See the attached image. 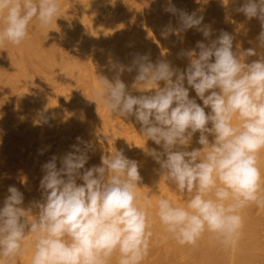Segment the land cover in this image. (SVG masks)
I'll list each match as a JSON object with an SVG mask.
<instances>
[{
	"label": "clouds",
	"instance_id": "9594fccd",
	"mask_svg": "<svg viewBox=\"0 0 264 264\" xmlns=\"http://www.w3.org/2000/svg\"><path fill=\"white\" fill-rule=\"evenodd\" d=\"M59 10V0H0V45L21 44L34 20L46 27ZM234 10L259 21L255 47L234 48L235 36L225 30L212 39L203 15L166 0L163 11L177 17V26L166 25L163 38L195 29L207 43L197 41L195 49L178 53L188 60L183 69L136 53L128 66L112 62L113 79L100 76L99 101L114 116L134 118L146 142L159 146L146 153L186 203L159 198L149 212L150 194L138 192V161L115 148L101 155L100 165L85 167L96 149L78 136L71 151L41 166L40 200L26 208L24 194L8 187L0 206V264L21 255L29 236L31 264H111L114 259L115 264H143L154 235L153 214L165 239L181 246H196L206 232L225 247L238 242L243 210L264 209V0H243ZM253 56L259 58L248 62ZM125 71L136 73L131 88L121 79ZM39 120L50 122L45 113ZM196 133L202 147L188 150Z\"/></svg>",
	"mask_w": 264,
	"mask_h": 264
},
{
	"label": "bare ground",
	"instance_id": "6f19581e",
	"mask_svg": "<svg viewBox=\"0 0 264 264\" xmlns=\"http://www.w3.org/2000/svg\"><path fill=\"white\" fill-rule=\"evenodd\" d=\"M75 1L59 0L60 10L57 20L54 19L46 27L41 26L39 21L34 20L29 25L28 35L21 44L13 45L5 42L0 45V86H7V88L16 86L15 89L19 93L20 98L30 104V107L28 105V111L32 115L30 124L25 128H11L13 120L0 115V130L7 129L8 131L5 146H2V140L0 139V153L6 154L5 157H7V154L10 156L15 155V157L22 156L24 164L32 169L40 179L42 178L41 168L36 166V151L40 149L47 150L49 146L41 140L39 133L37 135V129L39 128H36V123L40 115L36 113L34 107L41 104L44 108V113L50 119L59 114V110L56 97L54 98L44 93V86L28 75L26 69L28 65L25 66L24 62L29 60L27 62L32 65L33 69H36L35 71L43 72L49 66L43 51L55 53L60 58L62 66L68 74L74 80L84 84L85 80L83 81V78L85 75L83 76V72L85 70L81 69L76 59L78 58L77 56H81L86 59L93 70L92 78L90 76L91 80L89 81L92 85L95 105L96 107H102L103 110L95 118L88 119L82 104H70L66 110L68 115L66 119L68 120L64 121L66 123H64L62 128L63 137H61L59 144L50 150L51 155L59 157L68 152L70 128L83 126L85 130L80 133L79 137L91 141L95 145V152L99 151L101 154H106L113 152L115 148L123 149L128 158L138 161L142 177L138 192L140 194H150L153 208L148 209L149 212L154 213L155 202L159 198H168L175 203L185 204V195L170 186L165 178L163 176L160 177L155 171L159 165L151 156L147 155L146 151L151 148L159 150V146L150 141L146 142L142 134L129 136L126 133L128 137L126 140H122L111 149L106 150L105 147L109 140L118 141V138L126 137L124 128L122 129L120 126L124 122L119 116H114L109 112L96 95L97 92L102 90L100 76L107 77L109 80L115 76V71L112 70V62H119L128 66L136 53H150L153 62L159 58L166 59L163 56L162 45L151 38L150 31L146 29L132 30L129 27L130 25L128 26L125 22L114 32L111 27V16L107 12L109 9L106 10L109 7L105 3L98 0H85L79 9H74ZM204 1L208 3L210 8L204 6L200 10H196L194 8V0H177V2L172 0V3L189 13L196 11L198 15H203V24L211 25L213 29L212 39L219 35L220 30H225L235 36L234 48L237 44L242 49L256 46L255 38L261 30L259 21L255 18L249 21L242 13H237L232 9L243 3V0H236V3H230L227 6L224 5L223 0ZM224 2L227 3V0H224ZM109 3L111 5L116 4L115 0H109ZM151 3L159 9L154 11L159 13L158 16L166 24L168 22L167 18L171 16V13L163 11L166 0H151ZM176 20L173 23H176ZM0 23H2V20H0ZM195 31L194 29V34H198V31L196 33ZM195 37L198 38L197 35ZM183 38L187 39L186 37ZM188 40L186 41L188 42ZM39 46H42L45 50H40ZM191 49H195V46H191ZM257 51H260V49H257ZM258 58V56H253L248 59L251 62ZM27 62L26 64H28ZM172 64L180 67L176 63ZM135 75V71L131 73L125 71L121 79L131 88ZM19 81H24L25 85L18 86ZM189 91L190 97L196 96L194 90L190 89ZM134 94L139 95L140 93L134 91ZM197 102L203 106L202 101L198 98ZM206 109L210 111V109ZM118 118H120L121 122L117 123L119 125L116 127L114 121L116 119L119 120ZM122 119L124 120V118ZM117 120L116 122H118ZM125 120L126 125L128 122L131 124L136 123L134 118ZM129 127L131 128V126ZM94 129L96 132H93ZM198 137L199 133L193 136L188 150L202 147L197 143ZM129 145L135 146L141 155L134 156L130 154L128 152ZM95 152L90 153L89 161L93 159L94 154H97ZM100 163V161L95 160L94 165H100ZM260 167L262 174H264V153L261 155ZM78 183H82V181H78ZM254 209L260 208L251 205L243 210L244 227L240 239L230 247L223 246L208 232L202 236L196 246H181L170 237L165 239L167 234L164 232L162 225H160L158 217L153 214L150 219L152 220L151 230L154 235L150 243L149 254L143 264H264V227H262L264 226V209H261L263 212L262 219H256L252 216ZM31 240L32 237L29 236L23 253L14 260L9 261L8 264H31ZM153 255L155 256L154 260L150 258Z\"/></svg>",
	"mask_w": 264,
	"mask_h": 264
},
{
	"label": "rangeland",
	"instance_id": "374dc122",
	"mask_svg": "<svg viewBox=\"0 0 264 264\" xmlns=\"http://www.w3.org/2000/svg\"><path fill=\"white\" fill-rule=\"evenodd\" d=\"M84 1L85 0H76L74 4V9H79ZM98 1L105 3L107 7H109L106 10L109 9L107 12L111 16V27L114 32L117 31V29L123 22L127 23L128 26L130 25L129 27L132 30L146 29L150 31L151 38L162 45L163 56L171 63L178 64L182 69L186 67L188 60L186 57L178 58V53L182 49L189 50L191 49V46H196V43L199 40L202 41L203 39V41L207 43L205 38H203L202 33L200 34L198 32V34H194V29H192L193 32L190 29L186 32L180 33L179 35L173 34L168 36V38H163L162 31L164 27L166 26V24L168 25L169 23L173 24L172 25L173 27H176L177 22L176 23L173 22L177 19V17L174 16L172 18V14H171V16L167 18L168 22H166L165 24L161 20L160 16H158L159 13L154 11V10L158 11L159 9L156 6L152 5L151 0L150 2L149 0H115V3L117 5L116 4L111 5L109 3V0H98ZM204 6L209 7L208 3L207 2L205 3L204 0H194V8L196 10H200ZM177 8L180 9L179 6ZM232 9L233 11H235L234 10L235 8ZM196 32L197 31H195V33ZM188 34L190 35L187 36ZM195 35H197L198 38L195 37ZM182 36L189 39L188 40L189 43L186 41L187 39L185 40V38H183ZM39 49L45 50L42 46H39ZM43 53L45 54V57L49 63V66L45 68L43 72L35 71L36 69L35 68L33 69V67H31L32 65L29 62H27L29 60L26 61V58L25 61L28 64L24 62L25 66L28 65L26 66L28 75L33 77L35 80L40 82L42 86H44L43 87L45 91L44 93L51 97L54 98L56 97L57 107L59 110V114L52 117L49 123L46 124L41 123L39 120L36 123V128H39L37 129V135L39 133L40 135L39 137L41 138V140L45 142L48 146H50L48 147L47 150L40 149L36 151L37 153L36 166L39 168H41V166L52 157L50 150L54 149L61 141L62 139L61 137H63L62 128L64 126V123H66L64 121L68 120L66 119L68 118L66 110L70 104H82L84 112L88 117V119L95 118V116L100 114L103 110L102 107H96L95 105L93 89L91 82L89 81L92 78L93 70L89 66L90 64L87 63L85 58L81 56H77L78 58H76L81 69H84L86 72V73L83 72V76L84 75L85 76L84 78L83 77L82 78L83 81L84 80L85 81L84 84H82L80 81L74 80L68 74V72L62 66L60 58L55 53L46 52V51H43ZM17 85L23 86L25 85V82L19 81ZM0 87H1L0 91L2 90L0 92V115H4L5 117L13 120L11 128H25L30 124L32 119V115L28 111V105L30 107V104L27 103L26 101H23L20 98L19 93L15 89L16 86L14 88L13 87L7 88V86L6 87L0 86ZM45 94L43 95L46 96ZM34 109L38 115L44 113V108L41 104L36 105ZM205 111L208 112L207 109H205ZM118 119L119 120L116 119L118 122H116V120L114 121V125L116 127H118L119 125L117 123L121 122L120 118ZM121 120L124 123L126 121L125 119L123 120L122 118ZM124 123L123 125L120 124V126L122 129L124 128L123 130L125 131V134L127 133L129 136L130 135L138 136V134L140 133V125L138 123L137 124L135 123L136 124L135 125L133 123L131 124L128 122L127 125L128 127L131 126V128L130 127L128 128L126 123L124 126ZM72 129L70 128L71 131L69 130L70 134L68 140V147H69L68 151H71L70 145L76 143V137H78L80 133L84 132L85 130L83 126H78ZM93 132H96V130L94 129ZM127 134L126 137L118 138V141L109 140L105 147L106 150H109L112 147H114L116 143H120V141L126 140L128 138ZM7 136H8L7 129L0 130V139L2 140V146H5V144L7 143L6 140ZM143 139L146 140L147 138L143 136ZM150 142L153 143L152 141ZM132 146L133 145L128 146L129 147L128 152L134 156H140L141 155L140 152L136 150L135 146L133 147ZM95 153L97 154L93 155V159H91V161H88L85 167L93 166L95 160L101 162L100 160V157L102 155L101 152L97 151ZM5 155L0 153V206L3 205V200L7 195L8 187L14 185L24 194L23 206L27 208L30 206L31 202L38 201L41 199V191L39 189L40 178L36 175V173L32 169L28 168L27 165L24 164L22 156L15 157V155L10 156L7 154V157H5ZM252 216L256 219H262L263 212L261 209H254L252 212ZM150 258L154 260L155 256L154 255L150 256ZM111 264H115V260H113Z\"/></svg>",
	"mask_w": 264,
	"mask_h": 264
}]
</instances>
